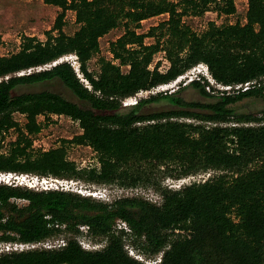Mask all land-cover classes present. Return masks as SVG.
Here are the masks:
<instances>
[{"label": "trees", "instance_id": "1", "mask_svg": "<svg viewBox=\"0 0 264 264\" xmlns=\"http://www.w3.org/2000/svg\"><path fill=\"white\" fill-rule=\"evenodd\" d=\"M44 1L62 9L47 39L24 37L19 51L0 56V172L124 188L151 185L162 202L138 196L106 202L71 190L2 183L1 241L35 243L64 232L71 235L57 248L1 253L0 264H147L131 255L128 246L148 257L162 254L158 264H264V109L245 113L231 106L264 97V0H247L245 24L212 21L202 33L184 18L211 9L234 14L237 0ZM68 10L75 11L80 24L72 35L63 30ZM164 14L167 19L147 32L138 31L142 21ZM121 25L124 33L111 42L113 59H100L96 76L88 63L100 52V39ZM147 38L153 42L147 43ZM160 52L169 62L166 71L160 69L161 61L151 68ZM68 55L78 57L80 73L90 87L69 61L17 74ZM202 63L220 84H259L216 95L207 91V80H196L123 107V100L169 83ZM123 66L129 70L123 71ZM55 78L87 106L50 90L15 93L20 86ZM191 86L208 100L188 101L178 95ZM162 98L175 107L142 111ZM16 112L26 115L23 127L14 118ZM50 115L78 121L82 133L63 139L59 147L34 152L33 136L43 128L39 117ZM11 128L19 130L18 138L2 151L4 134ZM69 145L91 147L100 168L79 169L68 157ZM212 171L206 180L179 189L154 177L161 173L182 179ZM84 233L107 243L102 249H87L78 239Z\"/></svg>", "mask_w": 264, "mask_h": 264}, {"label": "rangeland", "instance_id": "2", "mask_svg": "<svg viewBox=\"0 0 264 264\" xmlns=\"http://www.w3.org/2000/svg\"><path fill=\"white\" fill-rule=\"evenodd\" d=\"M236 6V13L231 15L219 14L216 10L211 9L200 16H187L184 18V21L198 33H202L203 31H205L209 23L212 21H214L217 25L235 24L237 22L245 24L247 21L246 13L248 10V1L237 0ZM61 11L62 9L60 7L47 4L44 0H0V56H10L11 54L19 51L21 49L24 37H37L38 39L45 41L47 39V32L51 31L54 28L56 19ZM167 18L168 14H164L161 16L146 19L142 21L141 27L138 29V31L147 32L150 27H152L153 25H157L159 22ZM79 27L80 24L76 21L75 11L68 10L66 12L65 25L63 27V30L65 31V33L72 35L79 29ZM124 31L125 28L123 25H121L118 28L111 30L108 34L100 39V52L96 54L88 63L90 71H92L96 76L99 75L101 71L99 62L100 59H113V55L110 51L111 42L122 35ZM53 33L57 34L58 31L55 30ZM146 42L151 43L153 42V39L147 38ZM66 57L69 58H65L63 61H69L71 63H74V58H76L75 55H69ZM159 61H161L160 69L162 71H166L169 67V62L165 59L164 53L162 52L155 55L151 68H153ZM117 63L119 62L117 61ZM122 69L123 71L127 72L129 70V66H123ZM194 72L200 75L201 73H205L201 66L196 68ZM81 80L89 86L88 82H86L84 78ZM176 88L177 86H175V89ZM43 90L56 92L72 102H75L81 106H87V104L83 100H81L69 87L63 84V82L58 78L48 80L47 82L42 84L20 86L15 91V93L19 94L25 92H40ZM170 91L172 92L173 89L167 92L170 93ZM162 93L165 94L166 92ZM218 93L220 95L222 91L219 90L216 95H218ZM149 95L150 94H146V92H139L135 96L123 100L122 105L123 107H125L126 101L130 105L135 101L134 99H144ZM178 95L188 101L208 100L201 94L198 89L192 86L182 90ZM231 106L237 112L259 113L264 109V97L245 98L242 101H239ZM174 107L175 106L172 105L168 99L162 98L159 101L146 104L142 108V111L147 113L153 111L168 110ZM14 118L20 123V126L22 127L27 122L26 115L22 113H14ZM39 121L42 123L43 128L39 134L33 136L32 149L34 152L59 147L62 144L63 139H72L76 135L82 133L80 123L66 115H50L49 118L46 116H40ZM18 135L19 130H17L16 128H11L9 131H7L4 134L2 151H6L11 146V144L17 140ZM68 157L77 164L79 169H89L94 167L100 168L98 154L89 146L69 145ZM214 173L215 171L210 172L211 175H213ZM13 174L18 176L21 175L17 173ZM22 175H26L27 182L31 183L33 187L32 189L35 190H42L46 186H48L49 189H57V185L58 187H60V189L80 192L83 195H92L96 199L106 202H112L115 199L124 196H138L157 204H160L162 202V196L160 192H158L156 188L151 185L140 186L137 188H124L119 187L115 184H95L80 179H58V181L53 177H40L28 174ZM209 176L210 175L208 173H199L196 175L188 176L186 178L175 179L170 176H163L161 173L154 174V177H156L157 180H160L162 185L168 186L173 189H179L181 186L190 184L194 181H204ZM44 180H46L47 182L44 183ZM15 181V177H13L11 179V182ZM50 184H53L52 187ZM22 186L27 185L24 183L22 184ZM19 203L23 204L26 203V201H19ZM119 222L118 224L124 227L126 226L125 223L122 224L121 221ZM83 229L84 228H82V230ZM83 231L87 232L85 230ZM70 235L71 234L65 232L61 233L55 237L48 239V241H46V244L51 245V247L53 248H57L60 245H64V243L67 241V237H69ZM78 239L87 249H102L107 243V239L90 237L85 233L84 235L78 236ZM128 247L129 253L131 255H134L139 259L149 261L151 264H158L160 262L159 258L162 257V254L157 257H148L140 254L131 246ZM12 248L14 247L11 244L0 240V254L8 252L9 250H12Z\"/></svg>", "mask_w": 264, "mask_h": 264}, {"label": "built area", "instance_id": "3", "mask_svg": "<svg viewBox=\"0 0 264 264\" xmlns=\"http://www.w3.org/2000/svg\"><path fill=\"white\" fill-rule=\"evenodd\" d=\"M75 57L76 58L72 57V58H74V63H72V64H73L74 67L76 66L75 68H77L76 70L78 72V75L81 77V79H83V76L80 73V69H79L80 64L78 66V63H79L78 62V57L76 55H75ZM65 58L68 59L69 57L65 56ZM65 58L63 57V58H61V59H59L57 61H54L52 63L46 64V65H43V66L33 67V68H30V69L24 70L22 72H19L17 74L18 75H24V74H30V73H32L34 71H41V70H45V69H50L53 66H55L56 64H58L59 62L63 61ZM200 66L203 68V70L204 69L207 70V67H205L206 65L204 66L202 64H198L197 66H195L192 69L188 70L185 74L179 76L175 80H173V81H171L169 83H166V84L158 85V86L153 87V88H151L149 90H142V91H140V93L146 92V94H150L149 96H151V95H154V94H157V93H162V92H166L167 93V91L172 90V89H173L172 92H175L179 88H181L183 86H188L190 83H192V82H194L196 80H201L203 82H204V80H207L209 82V84L206 85V89H207L208 92L213 93V94H217V92H219V90L222 91L221 94H223L225 91L227 93H238L239 91H247L251 87H255L256 85L259 84L258 81H256V80L255 81L246 82V83H240V84H236V85L220 84L217 81H215V79L213 78L211 73H209V71H207V79L205 77H203L202 75H200V74H196L194 72V70L196 68L200 67ZM263 80H264V78H263ZM175 86H177L176 89H175ZM170 93H171V91H170ZM149 96H147V97H149ZM134 100L135 101L134 102L132 101L133 103H131V104H136L138 102V99H134ZM128 105L129 104L126 101L125 102V106H128ZM208 174L211 175L210 172ZM13 177H15V180H16L15 182H11V179ZM26 178H27L26 175H22V174L18 176V175H14L13 173L0 172V184L3 183V184H8V185H19V184L22 185V184L25 183L27 186L33 188L31 183L27 182ZM45 182H47V181L44 180V183ZM50 185L52 187L53 184H50ZM56 188L60 189V187H58L57 185H56ZM42 190H49V187L46 186ZM122 224H124V223H122ZM82 228L86 229V227H82ZM46 241H48V239L40 241V242H35V243H13L12 244V242H8L9 244H11L14 247V248H12V250H9L8 252L30 250V249H36V248H53V247H51V245L46 244ZM5 253H7V252H5ZM159 261H161V258H159ZM145 262L147 264H151L149 261H145Z\"/></svg>", "mask_w": 264, "mask_h": 264}, {"label": "clouds", "instance_id": "4", "mask_svg": "<svg viewBox=\"0 0 264 264\" xmlns=\"http://www.w3.org/2000/svg\"><path fill=\"white\" fill-rule=\"evenodd\" d=\"M202 65H204V64L202 63ZM205 65H206V64H205ZM205 67H207V70L204 69V72H205V73H201V75L207 79V71H209V69H208V66H207V65H206ZM209 72H210V71H209Z\"/></svg>", "mask_w": 264, "mask_h": 264}, {"label": "bare ground", "instance_id": "5", "mask_svg": "<svg viewBox=\"0 0 264 264\" xmlns=\"http://www.w3.org/2000/svg\"><path fill=\"white\" fill-rule=\"evenodd\" d=\"M65 58V57H64Z\"/></svg>", "mask_w": 264, "mask_h": 264}]
</instances>
